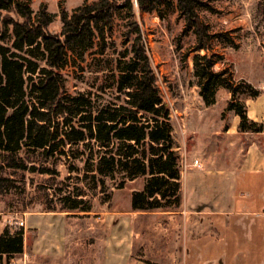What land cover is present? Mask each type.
I'll return each mask as SVG.
<instances>
[{"label":"rangeland","instance_id":"rangeland-1","mask_svg":"<svg viewBox=\"0 0 264 264\" xmlns=\"http://www.w3.org/2000/svg\"><path fill=\"white\" fill-rule=\"evenodd\" d=\"M15 1L25 2L33 12L45 7L53 16L48 31L58 33L62 11L69 14L82 4L96 0ZM200 1L206 4L205 7L197 8L200 17L209 26L210 33L220 35L212 41V52L222 56L221 62L214 69H226V77L231 84L244 79L260 89V95L256 98H239L247 115L257 120L263 118L264 121V0ZM133 2V17L141 29L155 84L170 111L171 133L178 155L183 196V165L192 162L193 152L200 150V147L207 148L210 143L214 145L217 142L218 156L213 153L214 147H208L203 152L209 154L211 164L218 162V168L225 165L235 168L239 164L238 155L231 151L221 161V155L227 149L218 146V137L215 140L213 136L217 129L237 125L239 118L225 109L231 98L227 89L222 88L217 92L216 103L212 106H206L198 95L192 69L194 54L191 53L195 37L192 32L184 29L176 0L162 4L160 14L141 12L136 6V0ZM128 30L127 18L115 15L111 31L106 34L103 54H99L98 46H95L87 52L85 61L80 65L70 56L68 64L61 70L64 90L71 95L89 92L94 102L93 98L105 104L116 103L121 96L115 88L113 60L129 49L130 41L126 38ZM219 37L223 38V42ZM193 125L199 127L198 133L192 128ZM73 149L79 148L74 146ZM72 152H68L63 160L53 157L46 161L38 151L21 152L19 156L28 165L34 166L35 170L5 168L0 158V225L12 229L23 228V221L30 213L61 210L76 204L79 207H91L92 215L97 218L106 211L126 212L129 215L126 226L133 233L132 257L143 264H264V211L218 215V218L194 216L190 219L188 231L185 218L179 213L182 199L176 209L132 211L131 193L142 189L143 178L126 180L121 188L118 187L120 177L105 178V187L100 188L90 177L91 171H85L91 168L90 162L82 169V164L77 163L80 170L68 172V164L75 161ZM79 153H83L81 157L86 159L94 150L87 145ZM199 155L203 163L202 157L205 155L197 153ZM47 166L50 173H41ZM190 166H186V169ZM243 187L240 180L231 190L237 194V205L246 204L241 201ZM246 188L252 194L250 209L259 210L262 189L254 182ZM221 194L227 195L226 190ZM49 219L64 232L79 226L86 229V224L81 222L63 220L61 224L60 218ZM32 221L37 228H44L43 218H33ZM81 233L79 231L71 240L81 243L96 241V238Z\"/></svg>","mask_w":264,"mask_h":264},{"label":"trees","instance_id":"trees-1","mask_svg":"<svg viewBox=\"0 0 264 264\" xmlns=\"http://www.w3.org/2000/svg\"><path fill=\"white\" fill-rule=\"evenodd\" d=\"M172 0H136L141 12L161 13L162 4ZM184 29L192 32L195 43L192 69L198 95L206 106L216 103L217 92L231 93L226 110L239 118L237 130L258 133L264 124L249 118L240 96L256 98L260 89L240 79L231 84L226 69L215 70L222 56L213 53L210 33L198 13L206 4L200 0H176ZM133 0H96L84 3L71 13L61 12L58 33L48 31L53 16L45 7L36 12L23 1L0 0V158L5 168L35 170L20 157L35 152L44 161L66 158L72 152L68 172L91 165L90 177L100 188L104 179L143 178L141 190L131 193L135 212L176 209L181 203V174L174 149L170 111L155 84L141 29L134 19ZM115 15L127 18L129 49L113 60L115 88L121 97L105 104L90 93L71 95L64 90L61 70L71 56L78 65L87 52L106 48V34ZM225 38V37H224ZM223 42V38L219 37ZM223 44V43H222ZM203 52V53H201ZM94 102V104H93ZM90 145L94 153L84 159L79 153ZM79 149H73V147ZM57 162V161H56ZM54 163V165L56 164ZM45 166V165H44ZM41 173H50L44 167ZM54 211V209H48ZM65 211H90L76 204ZM24 230L5 226L0 233V264L10 261L23 249Z\"/></svg>","mask_w":264,"mask_h":264},{"label":"crops","instance_id":"crops-1","mask_svg":"<svg viewBox=\"0 0 264 264\" xmlns=\"http://www.w3.org/2000/svg\"><path fill=\"white\" fill-rule=\"evenodd\" d=\"M254 121L264 122L263 118L257 120L248 115ZM238 125V124H237ZM237 125L226 129L215 130L214 139L218 137V146H225L227 151L221 155L224 160L227 153L238 155L239 164L235 168L221 166L218 162L211 164L209 154L205 155L204 150L208 147L218 156L217 142L209 144L207 148L200 147V150L193 152V159H197L200 167L190 166L183 169V196L182 208L179 211L184 218L188 231L190 219L196 217H217L236 214H254L264 211V131L239 132ZM192 128L198 133V126ZM217 136V137H216ZM206 151V150H205ZM198 154L202 157L200 162ZM236 156V155H235ZM228 165V164H227ZM241 180L244 189H241L242 202L244 205H237V194L234 187ZM258 183L262 189L261 208L250 209L252 194L246 187L251 183ZM220 185V186H219ZM226 190L227 195L221 193ZM240 207L238 210L237 207ZM69 213V214H68ZM134 214V212L132 213ZM126 212L106 211L99 218L92 215L90 211L73 212L65 210L40 211L26 215L24 219V240L22 252L11 259V264H143L142 261L132 257L134 245H132L133 233L127 224ZM134 216V215H133ZM41 217L44 221V228L35 226L33 218ZM74 221L86 224V229L80 226L66 232L53 225L52 219ZM5 225H0V233ZM81 229V230H79ZM79 231L81 234L96 238L93 242H79L71 240ZM69 239V240H67ZM154 264H160L154 263ZM163 264V263H162Z\"/></svg>","mask_w":264,"mask_h":264},{"label":"built area","instance_id":"built-area-1","mask_svg":"<svg viewBox=\"0 0 264 264\" xmlns=\"http://www.w3.org/2000/svg\"><path fill=\"white\" fill-rule=\"evenodd\" d=\"M190 164H191V166L200 167V163L197 159H193L191 163L186 162V163H184L183 166H185V168H186V166H188ZM20 224H23V223H20Z\"/></svg>","mask_w":264,"mask_h":264}]
</instances>
